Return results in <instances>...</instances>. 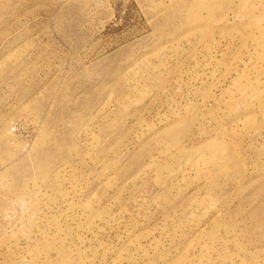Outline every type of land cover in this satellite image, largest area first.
<instances>
[{
  "label": "rangeland",
  "instance_id": "374dc122",
  "mask_svg": "<svg viewBox=\"0 0 264 264\" xmlns=\"http://www.w3.org/2000/svg\"><path fill=\"white\" fill-rule=\"evenodd\" d=\"M0 264H264V0H0Z\"/></svg>",
  "mask_w": 264,
  "mask_h": 264
}]
</instances>
